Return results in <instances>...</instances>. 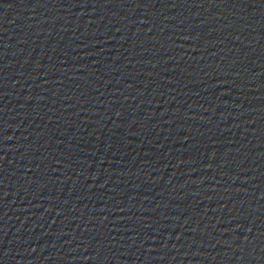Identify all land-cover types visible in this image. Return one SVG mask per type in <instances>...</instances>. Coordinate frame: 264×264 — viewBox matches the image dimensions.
<instances>
[{"label":"water","instance_id":"95a60500","mask_svg":"<svg viewBox=\"0 0 264 264\" xmlns=\"http://www.w3.org/2000/svg\"><path fill=\"white\" fill-rule=\"evenodd\" d=\"M0 264H264V0H0Z\"/></svg>","mask_w":264,"mask_h":264}]
</instances>
